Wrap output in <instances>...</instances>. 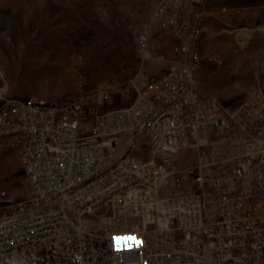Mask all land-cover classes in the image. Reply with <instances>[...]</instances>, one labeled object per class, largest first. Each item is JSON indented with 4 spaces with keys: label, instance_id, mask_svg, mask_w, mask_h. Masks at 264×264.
<instances>
[{
    "label": "built area",
    "instance_id": "built-area-1",
    "mask_svg": "<svg viewBox=\"0 0 264 264\" xmlns=\"http://www.w3.org/2000/svg\"><path fill=\"white\" fill-rule=\"evenodd\" d=\"M221 1L157 0L125 80L57 103L0 94V150L29 187L15 200L0 181V264H264V99L223 108L193 60V35L240 13Z\"/></svg>",
    "mask_w": 264,
    "mask_h": 264
},
{
    "label": "rangeland",
    "instance_id": "rangeland-1",
    "mask_svg": "<svg viewBox=\"0 0 264 264\" xmlns=\"http://www.w3.org/2000/svg\"><path fill=\"white\" fill-rule=\"evenodd\" d=\"M157 0H0V94L7 100L63 102L125 80L137 66L133 38ZM240 10L229 25L213 22L196 53L204 93L237 108L242 89L264 99V0H229ZM228 22V21H227ZM204 37L207 41L202 47ZM115 97L108 109L125 105ZM0 181L10 197L29 195L15 155L0 150Z\"/></svg>",
    "mask_w": 264,
    "mask_h": 264
},
{
    "label": "bare ground",
    "instance_id": "bare-ground-1",
    "mask_svg": "<svg viewBox=\"0 0 264 264\" xmlns=\"http://www.w3.org/2000/svg\"><path fill=\"white\" fill-rule=\"evenodd\" d=\"M223 3H225V1H221L220 5H222ZM235 10H231V11H235ZM224 22L227 25L229 24L227 21H224ZM204 31H206V30H201V32L195 33L192 37V44H195V45H193V60H200L197 53H196V44H198L199 38L204 33ZM106 84H108V82L102 84L100 88L104 87V85H106ZM41 100L46 101V102H50L46 99H41ZM164 119H172V112H156V113H154V125H162ZM224 120H231V112H224Z\"/></svg>",
    "mask_w": 264,
    "mask_h": 264
},
{
    "label": "crops",
    "instance_id": "crops-1",
    "mask_svg": "<svg viewBox=\"0 0 264 264\" xmlns=\"http://www.w3.org/2000/svg\"><path fill=\"white\" fill-rule=\"evenodd\" d=\"M228 23H229V21H228ZM229 24H230V23H229ZM229 24H228V25H229Z\"/></svg>",
    "mask_w": 264,
    "mask_h": 264
}]
</instances>
